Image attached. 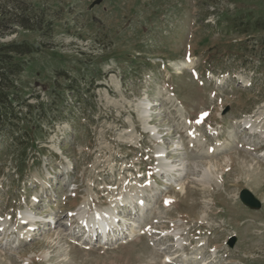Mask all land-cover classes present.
Returning a JSON list of instances; mask_svg holds the SVG:
<instances>
[{
  "label": "rangeland",
  "instance_id": "obj_1",
  "mask_svg": "<svg viewBox=\"0 0 264 264\" xmlns=\"http://www.w3.org/2000/svg\"><path fill=\"white\" fill-rule=\"evenodd\" d=\"M94 1L0 0L35 29L0 41L38 47L0 143V264H264L243 122L264 128V0Z\"/></svg>",
  "mask_w": 264,
  "mask_h": 264
},
{
  "label": "trees",
  "instance_id": "obj_2",
  "mask_svg": "<svg viewBox=\"0 0 264 264\" xmlns=\"http://www.w3.org/2000/svg\"><path fill=\"white\" fill-rule=\"evenodd\" d=\"M4 10V9H3ZM0 19V35L15 24L34 31V25H29L31 18L3 12ZM38 53V47L27 43L1 42L0 41V143L1 140L13 136V130L21 120L19 107V89L17 82L25 71L24 57Z\"/></svg>",
  "mask_w": 264,
  "mask_h": 264
},
{
  "label": "bare ground",
  "instance_id": "obj_3",
  "mask_svg": "<svg viewBox=\"0 0 264 264\" xmlns=\"http://www.w3.org/2000/svg\"><path fill=\"white\" fill-rule=\"evenodd\" d=\"M260 118H261V116L259 118H257V117L254 118V116H247L243 120L244 125H245L244 128L246 130H249L251 135H253L255 133H259L260 134V138L264 139V128L262 126H259ZM215 168H218L217 165L215 166ZM207 177L209 178L208 181L210 183H212L213 182V178L211 177V175L209 173L207 174ZM118 219H120V218H118ZM115 221H117L116 217L113 218V219H107V218L99 217V218H92L89 222H87V225H88V228H90L92 230V232L93 231L96 232L98 230V229H96V227L99 226L101 232L102 233H106L107 232V228H109L111 231L115 230V227H114L115 224H116Z\"/></svg>",
  "mask_w": 264,
  "mask_h": 264
},
{
  "label": "water",
  "instance_id": "obj_4",
  "mask_svg": "<svg viewBox=\"0 0 264 264\" xmlns=\"http://www.w3.org/2000/svg\"><path fill=\"white\" fill-rule=\"evenodd\" d=\"M103 1L105 0H95L91 7H95L97 5H100ZM240 198L243 202V204L247 207H250L252 209H259L261 207V203L260 201H258L255 196L247 189H244L241 193H240ZM237 239L236 237H232L229 241V246L230 247H234L235 243H236Z\"/></svg>",
  "mask_w": 264,
  "mask_h": 264
}]
</instances>
